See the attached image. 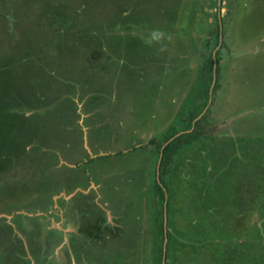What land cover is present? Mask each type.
<instances>
[{
  "label": "rangeland",
  "instance_id": "1",
  "mask_svg": "<svg viewBox=\"0 0 264 264\" xmlns=\"http://www.w3.org/2000/svg\"><path fill=\"white\" fill-rule=\"evenodd\" d=\"M73 17L92 33L58 41ZM218 35L206 117L161 167L203 107ZM5 54L21 87L5 95L66 100L79 117L0 105V144L20 141L0 145V264H264V0H0ZM45 109L57 122L43 128Z\"/></svg>",
  "mask_w": 264,
  "mask_h": 264
},
{
  "label": "trees",
  "instance_id": "2",
  "mask_svg": "<svg viewBox=\"0 0 264 264\" xmlns=\"http://www.w3.org/2000/svg\"><path fill=\"white\" fill-rule=\"evenodd\" d=\"M51 25L56 26L55 25V19L53 20V23ZM90 26L91 25H89V23H87V20H85V22H82V20H80L78 17L77 18L73 17V22L69 21V27L68 28H65L63 26H60L62 28V30H60V35L58 36V41L62 40L63 38L65 40L68 37V33H70V34L73 35L74 33H77L79 29H85L86 28L89 32H91L90 31L91 29L89 28ZM73 28L74 29L76 28V29L74 30ZM72 30H74L75 32L72 31ZM63 43H64V41H63ZM216 43L218 44V46H220L219 50L217 52H215V54H212L210 56V58L208 59L209 62L206 65H203V68H202V71H204V74L205 75L207 74L206 75L207 76L206 80L208 79V85L206 87L207 89H206V91H204L205 92V95H204L205 98H204V102H203V107L202 108L195 107V111H193L192 114H191V116L186 120V122H185L186 129H184V130H186L187 132H184V133H182L179 136H177V137L174 138V136L178 133V130H175V133H173V135L168 136L166 138L167 139L166 140V145H165V143L163 144V145H165L164 148H163V150H161V147L158 145L160 147V150H161V153H162V158H161V163H160L161 164V167H164V164H165V166L168 165L167 163H168L169 159L168 158H165L164 159V157L166 155V152L174 151L177 145H179L181 147L184 143H186L184 145H186L188 147L191 144L192 139L194 138V136L196 137V135H195V125L198 124V126H199V123L201 122V120H203L206 117V114H204V113H205L206 107H208V105L210 104V100L212 98L211 97V92H212L211 90L214 89L213 91H216V88H217L216 85H214V84L216 83V78H217L218 72H219V58H218V55L220 54V51L222 50V44H220L219 35L216 36ZM56 45L59 46V43H56ZM58 46H55L56 48L54 50H53V48H50L47 45H46V48L40 49V50H42V52L40 50H39V52H41L42 55H43V57L40 59L41 60V63L44 62L46 65H48V63L50 62V60L53 59V57H55L58 54ZM88 46L92 48V45H88ZM5 58H7V55L6 54L5 55H2V57L0 59V73H1V70H5V69H6V72H7V74L5 75L6 77L5 76L4 77H1V75H0V100H1L0 101V105H5L6 104L7 106H9V108H11V109L13 108L12 110H14V112H15V109L16 110L22 109L21 107L22 106H25V103H23L24 102L23 100H26V99L28 100L29 103H34L35 102V103H37V105L40 104L41 107H42L43 104L44 105L45 104H48V106L52 107L51 108L52 110H53V107L57 103H60L59 101L54 100L53 97H51L50 99L46 100L45 102L43 100H40L39 97L32 98V99L29 98L28 99L26 97L29 96L30 92H28L27 95H25V94H22L21 95L20 92H18V93L12 92L11 93V96L9 94H8L9 96L7 94L5 95L4 93H7L9 91L11 92V90L9 88L14 87L13 85H16V86H19L20 87V85H19L20 82H18L15 79V77L12 75V72H10L8 74V72L10 71L9 70V68H10L9 67V63L10 62L7 64ZM5 63H6V65H5ZM31 67H32V65H31ZM15 80H16V82H15ZM197 83L198 82H196V84H195L196 86H197ZM71 84H72V82H71ZM197 87H199V85ZM36 90H38L41 93H43L42 92V87L37 88ZM71 91H73V90H71ZM18 97H19V101H21L23 103V105H21V106L19 105L18 99H15V98H18ZM9 99H10V101H9ZM67 104H68V102L65 100V101H63V103H60L58 105V106H60V112L59 113L62 112L61 116L62 117L64 116V120L65 121L63 120V118L61 119L62 121L60 120L61 123H59L57 121H54L53 122V120L51 121V119H50L51 117L48 118V114L52 113V111H51V109L50 110H46L45 109V111H47V112H44L45 114L44 113L43 114H44V116L46 118H44L42 122L40 121V124L42 123L40 126H42L43 128H45L46 126H51L52 125V122L54 124L57 122L58 123V126H60V125H62V126L65 125L66 126L68 124H72L75 121V119L77 117H79V115L77 114L78 106L77 107L74 106L73 108L70 109ZM48 106H45V107H48ZM45 107H43V108H45ZM38 111H40V110H38ZM5 112L6 111L1 112L3 115L0 114V135H1V133L3 131H5V129L7 130V128H8V124L6 122V118H8V117L6 116L3 119L1 116H4L6 114H10V112H8V110H7L6 114H5ZM54 114L55 113L50 114V115H52L53 119H54ZM202 114H204L203 117H200ZM10 115H12V114H10ZM15 115H16V112H15ZM69 117H72V119H68ZM13 123L16 124L15 127L16 126L18 127L19 121L18 122L17 121L16 122L14 121ZM68 127H70V126H68ZM68 127H66V128H68ZM191 130L193 132L192 133H189L188 131H191ZM69 132L70 133H73V131L71 129H69ZM191 137H193V138H191ZM171 139H173V140H171ZM41 140H42V138H41ZM76 140H78V139L76 138ZM184 140H186V142L183 143ZM1 141H3V143L0 144V145H2L4 147V149H7V151H9V152H12L11 150H15L16 149L15 148V145H18V142H20L19 139L16 140V137L12 136V141H13L12 143L13 144L10 146V148H11V150H10L9 147L6 146V144L9 143V136H8V138H7V136L6 137H1ZM167 141H169V142L167 143ZM150 143H152V140L150 141ZM64 144H65V142H64ZM79 144L77 143V148H79V147L82 148V146H81L82 144L81 143H79ZM54 147H57V146H54ZM142 148H145V147L142 146ZM14 153H16V152H14ZM14 153H12V154H14ZM159 153H160V151H159ZM119 154H122V153H119ZM6 157H7V155H6ZM87 157L89 159L86 162H85V160L82 161V159H81V161H79V160L76 161V165H80L83 168L84 166L90 164L93 161V159L90 158L89 156H87ZM45 158H46L47 161L49 160L48 162H52L53 165H57L59 163L58 160L61 159V157L59 156V154H57L55 151H49V152H47L46 155H45ZM36 160L41 161L42 159L39 157ZM38 161H36V162H38ZM78 167L79 166H77V168ZM72 170H74V169H72ZM86 181L89 182V179H86ZM158 186L160 187L159 188V190H160V192H159L160 193V198H162V200H165V193H164L165 191L163 190L164 187H163V185H160V184H158ZM160 227H161L160 228V232L162 233L161 230H162L163 226H160ZM159 264H161V262H159Z\"/></svg>",
  "mask_w": 264,
  "mask_h": 264
},
{
  "label": "flooded vegetation",
  "instance_id": "3",
  "mask_svg": "<svg viewBox=\"0 0 264 264\" xmlns=\"http://www.w3.org/2000/svg\"><path fill=\"white\" fill-rule=\"evenodd\" d=\"M75 168H76V166H75ZM89 182L90 183H92L93 182V180L91 181V180H89ZM91 185V184H90ZM92 186V185H91ZM79 191H81L80 189H79ZM85 194V193H84ZM95 203V202H94ZM56 205V204H55ZM95 205H98V206H100L98 203H95ZM54 207V209H56V207L55 206H53ZM102 209H103V207H102ZM23 214H21V216H22ZM28 216V215H27ZM24 217V216H23ZM28 218H30V216H28Z\"/></svg>",
  "mask_w": 264,
  "mask_h": 264
}]
</instances>
